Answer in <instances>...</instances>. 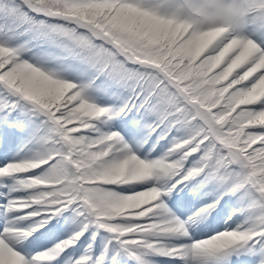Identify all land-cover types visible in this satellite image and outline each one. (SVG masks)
Returning a JSON list of instances; mask_svg holds the SVG:
<instances>
[{
    "label": "snow or ice",
    "instance_id": "6c2138e0",
    "mask_svg": "<svg viewBox=\"0 0 264 264\" xmlns=\"http://www.w3.org/2000/svg\"><path fill=\"white\" fill-rule=\"evenodd\" d=\"M0 189V264H264V0H0Z\"/></svg>",
    "mask_w": 264,
    "mask_h": 264
},
{
    "label": "rangeland",
    "instance_id": "374dc122",
    "mask_svg": "<svg viewBox=\"0 0 264 264\" xmlns=\"http://www.w3.org/2000/svg\"><path fill=\"white\" fill-rule=\"evenodd\" d=\"M189 210H192V208H191V207H189V208H184L182 211H183V212H189ZM182 211H181V212H182ZM155 259L157 260L158 264H159V263H161V264H165V261H166V260H165V261H160L159 257H156Z\"/></svg>",
    "mask_w": 264,
    "mask_h": 264
}]
</instances>
